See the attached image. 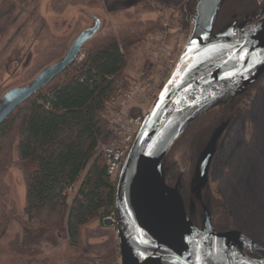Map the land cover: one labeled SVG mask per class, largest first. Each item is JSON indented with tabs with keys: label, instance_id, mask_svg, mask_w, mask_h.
Masks as SVG:
<instances>
[{
	"label": "rangeland",
	"instance_id": "1",
	"mask_svg": "<svg viewBox=\"0 0 264 264\" xmlns=\"http://www.w3.org/2000/svg\"><path fill=\"white\" fill-rule=\"evenodd\" d=\"M69 1L73 6L66 5ZM146 2L153 13L144 14V4L129 3L117 10L101 0H0V98L9 88L29 83L43 68L58 61L73 39L94 24L93 15L103 20L98 39L125 22L138 26L143 41L132 49L126 72L133 79L142 68L151 69L150 60L163 21L175 24L186 16L185 9L193 10L191 0ZM253 2L254 9L233 12L225 22H219L218 28L234 20L252 21L264 10V0ZM142 18H157L160 25L144 26ZM183 25L192 27L187 22ZM176 39L175 35L170 39L171 46ZM181 51H176V58ZM171 70H162L161 66L154 70L161 84L152 93V99L143 104L144 111L150 108ZM138 113L142 109L132 111L133 115ZM226 121L229 124L217 139L208 180L201 199H197L192 184L198 158L218 126ZM13 160L0 180V264H121L113 225L92 220L82 228L78 245L73 246L64 227L51 231L28 222L24 212L23 169L16 153ZM166 169L170 185L180 180L189 214L191 202L195 203L190 216L197 225L202 226L208 211L212 222L226 220L228 230H240L264 245V74L239 96L198 118L170 148Z\"/></svg>",
	"mask_w": 264,
	"mask_h": 264
},
{
	"label": "water",
	"instance_id": "2",
	"mask_svg": "<svg viewBox=\"0 0 264 264\" xmlns=\"http://www.w3.org/2000/svg\"><path fill=\"white\" fill-rule=\"evenodd\" d=\"M225 0H197L193 29L183 54L143 123L116 182L114 218L121 264H264V245L240 230L218 231L206 211L198 227L182 196V184L166 180L165 160L175 141L204 113L239 96L264 74V10L252 21L215 30ZM102 25L99 17L71 42L67 52L29 83L0 98V126L23 102L50 84L78 58ZM216 129L201 152L192 192L201 199L216 142Z\"/></svg>",
	"mask_w": 264,
	"mask_h": 264
},
{
	"label": "trees",
	"instance_id": "3",
	"mask_svg": "<svg viewBox=\"0 0 264 264\" xmlns=\"http://www.w3.org/2000/svg\"><path fill=\"white\" fill-rule=\"evenodd\" d=\"M101 2L117 10L129 3L144 4V14L154 12L146 0ZM196 2L191 0V11ZM254 7L253 0H225L215 30L233 12ZM142 21L151 28L160 25L157 18ZM138 32V26L125 22L101 39L97 33L84 44L81 60L23 102L0 126V180L16 153L23 169L27 221L51 231L64 227L73 246L85 225L94 219L104 222L115 212L116 183L98 145L109 138L108 116L131 81L126 68L132 49L143 41ZM168 176L167 172L169 183ZM213 225L226 231L229 222Z\"/></svg>",
	"mask_w": 264,
	"mask_h": 264
},
{
	"label": "built area",
	"instance_id": "4",
	"mask_svg": "<svg viewBox=\"0 0 264 264\" xmlns=\"http://www.w3.org/2000/svg\"><path fill=\"white\" fill-rule=\"evenodd\" d=\"M171 10L174 11L175 9L172 8ZM185 11L186 16L175 24H171L170 21H163V28L158 33L157 45L152 53L153 67L142 70L138 79L133 80L130 86L124 90L123 95L114 103V109L108 117L107 130L109 138L101 141L98 145V150L104 155L108 165V173L112 180H116L121 172L142 124L143 116L147 111H144L143 104L152 99V93L161 84V79L156 78L154 70L158 66H162V70L163 67L172 68L173 70L184 48L182 40L186 42L191 34V28L184 27L183 23L187 22L191 25L192 15L186 9ZM174 35L177 39L171 46L169 41ZM180 49L182 51L179 57L176 58V51L179 52ZM137 109H142V113L133 115L132 111Z\"/></svg>",
	"mask_w": 264,
	"mask_h": 264
},
{
	"label": "bare ground",
	"instance_id": "5",
	"mask_svg": "<svg viewBox=\"0 0 264 264\" xmlns=\"http://www.w3.org/2000/svg\"><path fill=\"white\" fill-rule=\"evenodd\" d=\"M223 101H218L214 106L217 107L219 105H222Z\"/></svg>",
	"mask_w": 264,
	"mask_h": 264
},
{
	"label": "flooded vegetation",
	"instance_id": "6",
	"mask_svg": "<svg viewBox=\"0 0 264 264\" xmlns=\"http://www.w3.org/2000/svg\"><path fill=\"white\" fill-rule=\"evenodd\" d=\"M197 225V224H196ZM199 226V225H198ZM199 227H201V226H199Z\"/></svg>",
	"mask_w": 264,
	"mask_h": 264
}]
</instances>
